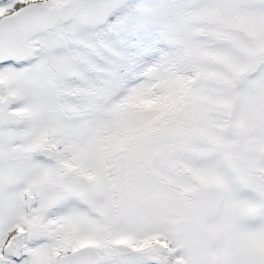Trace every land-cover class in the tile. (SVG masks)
<instances>
[{
    "label": "snow or ice",
    "instance_id": "1",
    "mask_svg": "<svg viewBox=\"0 0 264 264\" xmlns=\"http://www.w3.org/2000/svg\"><path fill=\"white\" fill-rule=\"evenodd\" d=\"M0 264H264V0H0Z\"/></svg>",
    "mask_w": 264,
    "mask_h": 264
}]
</instances>
